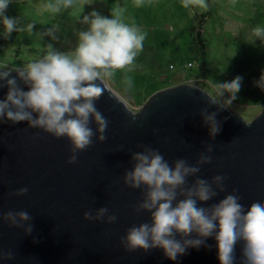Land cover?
Instances as JSON below:
<instances>
[{
  "label": "water",
  "instance_id": "1",
  "mask_svg": "<svg viewBox=\"0 0 264 264\" xmlns=\"http://www.w3.org/2000/svg\"><path fill=\"white\" fill-rule=\"evenodd\" d=\"M18 85L28 90L19 80ZM102 87L95 105L109 122L105 140L97 142L94 135L73 164L67 163L71 153L66 138L28 128L26 121L0 124V213L26 210L33 226L25 235L22 228L0 222V249L13 252L7 264H219L213 238L206 241L210 247L189 249L177 261L165 259L158 249L126 252L119 237L149 214L133 213L131 206L142 193L123 185V171L131 167L138 145L159 150L170 163L182 158L193 164L205 145L212 144V160L198 176L210 180L225 175L227 180L225 192L207 204L236 189L247 207L264 199V108L246 121L218 101L212 103L205 89L184 83L151 95L132 111L104 82ZM6 92L7 87L0 88V99ZM201 109L216 112L222 122L214 139L202 125ZM90 126L95 132V125ZM25 186L23 196L11 195ZM101 206L116 214L114 224L83 218L84 211ZM241 246L238 242L235 248L236 264Z\"/></svg>",
  "mask_w": 264,
  "mask_h": 264
},
{
  "label": "clouds",
  "instance_id": "2",
  "mask_svg": "<svg viewBox=\"0 0 264 264\" xmlns=\"http://www.w3.org/2000/svg\"><path fill=\"white\" fill-rule=\"evenodd\" d=\"M192 2L182 0V6L187 8ZM71 3L72 0H62L48 8L57 12ZM10 4L11 0H0L3 39L13 32H30L33 27L31 24L21 27L17 17L7 15ZM199 6L205 7L204 0H200ZM80 23L86 27L76 33L70 51H59L49 45L42 57L15 70L16 76L0 70V88L7 87L6 95L0 99V124L26 121L28 128L40 129L54 138H66L70 143L69 164L75 163L77 154L93 143L94 135L97 142L105 140L109 122L95 102L105 90L102 87L105 80L113 78L117 71L131 69L145 40L138 27L124 22L119 10L105 16L93 9L82 16ZM251 35L252 43L259 40L264 45V25L253 27ZM18 80L28 90H22ZM241 80L236 76L230 81H213L212 103L219 97L223 106L231 104L237 99ZM125 83L130 84L127 77ZM256 86L264 90V73ZM216 115L206 109L200 111L209 139H214L221 130L222 122L216 120ZM90 124L95 125V132ZM137 147L140 151L131 153V167L123 171L122 183L142 193L131 206L133 213L145 212L149 216L147 221L125 229L119 237L126 252L149 253L158 249L165 259L177 261L189 249L210 247L206 241L213 238L219 264H236L238 242H242L239 264H264V199L245 207L233 189L215 203L207 204L225 192L227 180L225 175H215L210 180L198 176L201 167L212 160V144L205 145L193 164L182 158L170 163L155 148ZM189 178H194L191 183ZM27 192L25 186L11 195L18 197ZM83 218L109 225L117 221L116 214L106 206L89 208L83 212ZM31 219L26 210L0 213V222L22 228L25 235L32 233ZM12 259V250L0 249V264Z\"/></svg>",
  "mask_w": 264,
  "mask_h": 264
},
{
  "label": "rangeland",
  "instance_id": "3",
  "mask_svg": "<svg viewBox=\"0 0 264 264\" xmlns=\"http://www.w3.org/2000/svg\"><path fill=\"white\" fill-rule=\"evenodd\" d=\"M61 2L11 0L6 14L17 17L21 27H33L30 32H13L7 39L0 38V69L13 72L22 68L42 57L49 45L70 51L76 33L86 27L80 23L83 15L93 9L105 16L119 10L124 22L145 34L143 48L131 69L117 71L104 81L129 109L139 110L161 90L184 83L197 86L193 77L203 70L211 83L242 78L237 99L225 106L246 121L264 108V90L256 86L264 73V45L259 40L252 43L251 35L253 27L264 25V0H204L203 8L200 0H193L187 8L182 0H72L68 8L49 10V5ZM22 37L29 45L22 42ZM189 62L194 63L191 69L185 67ZM126 77L130 84L125 83ZM216 101L224 104L219 97Z\"/></svg>",
  "mask_w": 264,
  "mask_h": 264
},
{
  "label": "trees",
  "instance_id": "4",
  "mask_svg": "<svg viewBox=\"0 0 264 264\" xmlns=\"http://www.w3.org/2000/svg\"><path fill=\"white\" fill-rule=\"evenodd\" d=\"M40 27V26H39ZM200 37V36H199ZM21 40H22V42L24 43V44H26V45H29V43H26L25 42V38H20ZM199 42H200V44H199V46L201 47L200 49L203 51V49H204V44H202V38L200 37L199 39ZM202 40V41H201ZM203 55V54H202ZM190 64H191V62H189ZM187 64V63H186ZM185 64V65H186ZM172 67V66H171ZM192 67H193V64H192ZM173 68V67H172ZM187 69H191V68H187ZM186 69V70H187ZM204 71V70H203ZM200 72L199 74H197V75H194V77L193 78H195V79H200V80H202L203 81V83H199V84H197L199 87H201V88H203V89H205V90H207L208 92H209V90H211V91H213V88H212V83H211V81L208 79V77H207V75L204 73V72ZM205 72L207 73H209V70H205ZM214 92V91H213ZM209 94L211 95V93L209 92ZM212 96V95H211Z\"/></svg>",
  "mask_w": 264,
  "mask_h": 264
},
{
  "label": "built area",
  "instance_id": "5",
  "mask_svg": "<svg viewBox=\"0 0 264 264\" xmlns=\"http://www.w3.org/2000/svg\"><path fill=\"white\" fill-rule=\"evenodd\" d=\"M185 67L186 68H191L192 67V63L190 64V63H187L186 65H185ZM171 69H172V67H170ZM197 80H199V82H200V79H197ZM197 80L195 81V84L197 85V84H199V83H196L197 82ZM201 83H203V81L201 80V82H200V84ZM197 87H199L198 85H197ZM201 88V87H200Z\"/></svg>",
  "mask_w": 264,
  "mask_h": 264
},
{
  "label": "bare ground",
  "instance_id": "6",
  "mask_svg": "<svg viewBox=\"0 0 264 264\" xmlns=\"http://www.w3.org/2000/svg\"><path fill=\"white\" fill-rule=\"evenodd\" d=\"M35 32V31H34ZM15 33V32H14ZM34 34V33H33ZM29 49V48H28ZM0 54H2V53H0ZM194 64V63H193ZM219 102V101H218Z\"/></svg>",
  "mask_w": 264,
  "mask_h": 264
}]
</instances>
